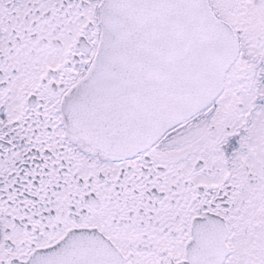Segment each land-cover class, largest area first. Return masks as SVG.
I'll list each match as a JSON object with an SVG mask.
<instances>
[{
    "label": "snow or ice",
    "instance_id": "snow-or-ice-1",
    "mask_svg": "<svg viewBox=\"0 0 264 264\" xmlns=\"http://www.w3.org/2000/svg\"><path fill=\"white\" fill-rule=\"evenodd\" d=\"M0 264H264V0H0Z\"/></svg>",
    "mask_w": 264,
    "mask_h": 264
}]
</instances>
